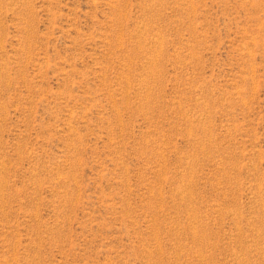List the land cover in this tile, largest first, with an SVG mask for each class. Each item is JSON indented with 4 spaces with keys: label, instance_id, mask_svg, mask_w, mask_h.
<instances>
[{
    "label": "rangeland",
    "instance_id": "374dc122",
    "mask_svg": "<svg viewBox=\"0 0 264 264\" xmlns=\"http://www.w3.org/2000/svg\"><path fill=\"white\" fill-rule=\"evenodd\" d=\"M0 264H264V0H0Z\"/></svg>",
    "mask_w": 264,
    "mask_h": 264
}]
</instances>
